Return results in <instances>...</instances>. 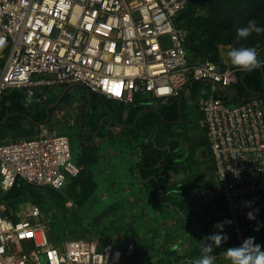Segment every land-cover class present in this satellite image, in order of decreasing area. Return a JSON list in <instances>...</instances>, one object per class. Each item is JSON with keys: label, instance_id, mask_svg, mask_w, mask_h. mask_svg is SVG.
I'll return each mask as SVG.
<instances>
[{"label": "built area", "instance_id": "obj_1", "mask_svg": "<svg viewBox=\"0 0 264 264\" xmlns=\"http://www.w3.org/2000/svg\"><path fill=\"white\" fill-rule=\"evenodd\" d=\"M191 5L200 9L199 0H0V96L24 89L27 104H39L46 87L79 84L109 101L157 109L202 84L198 122L233 222L226 250L248 237L257 243L264 224V97L230 102L220 91L238 83L240 70L187 56L178 17ZM80 171L64 134L0 139L3 192L17 182L61 190ZM134 248L96 236L55 243L38 205L15 215L0 201V264H125Z\"/></svg>", "mask_w": 264, "mask_h": 264}, {"label": "rangeland", "instance_id": "obj_2", "mask_svg": "<svg viewBox=\"0 0 264 264\" xmlns=\"http://www.w3.org/2000/svg\"><path fill=\"white\" fill-rule=\"evenodd\" d=\"M195 16L197 23L193 26L196 28L194 35L197 43L202 45L207 41L210 54L219 63L233 66L227 54L233 47L240 46L257 48L259 59L264 62V33H254L246 40L236 38V30L246 26L249 20H255L258 26L264 27V0H201ZM38 77L49 75L41 74ZM256 80L260 87L264 86V77L260 74H256ZM202 86L198 82L191 86L188 94L192 93L193 96L190 100H186L187 96L183 99V116L180 121L161 122L155 114L149 113L140 125L131 131H122L120 138L115 136L117 128L109 123L114 117L113 103L89 94L79 84L47 87L48 98L39 104L28 105L24 96L17 109L21 112L17 119L10 116L7 120L0 118L2 139L32 137L40 133L64 134L68 137L74 159L82 150L83 154H87V160L90 157L96 160L83 166L80 177L61 190L20 183L21 190L17 195L0 190L1 202L6 208H11L15 215L25 213L31 204L38 205L48 227L58 224L64 237L96 236L125 248L135 232L142 231L146 233L142 238V250L127 255L125 264H151L146 248H153L154 256L159 255L156 248L161 247L165 241L161 230L165 233L168 229L174 231L170 242L179 240L175 233L177 228L185 229V234L189 235L192 225L188 226L187 223H191L192 211L185 209L186 216L182 219L169 204L154 202L150 205V218L145 210L147 206L143 205L142 213L145 216L142 214L143 217L135 224V206L138 208L140 205L130 202V197L137 192L129 186L130 174L135 164L143 158L145 150L160 155L159 179L168 192L166 200L181 209L185 208L189 195L178 187L186 185L189 179L188 174L182 173L185 174L192 165L198 167V170L204 165L209 167L201 159L207 155L208 146L205 131L198 122L200 112L194 103L195 94L201 92ZM22 91L24 89H9L5 93L17 94ZM1 97L0 107L3 104L9 106L10 101L2 103ZM170 103L171 100L162 105ZM190 179L197 178L190 176ZM200 189V186H191L190 191L196 196V190ZM204 195L201 196L203 201ZM67 200L72 201L73 206L67 207ZM201 205L205 209L208 207L206 204ZM202 213L206 214V210ZM256 239L257 244L264 248V224L259 226ZM184 261L180 264H193L190 257ZM215 264L225 263L217 261Z\"/></svg>", "mask_w": 264, "mask_h": 264}, {"label": "crops", "instance_id": "obj_3", "mask_svg": "<svg viewBox=\"0 0 264 264\" xmlns=\"http://www.w3.org/2000/svg\"><path fill=\"white\" fill-rule=\"evenodd\" d=\"M2 64H3V59H0V68ZM241 79L242 78L239 77V81ZM235 87L236 84L228 87L227 89L221 90L220 95L224 96L225 98L227 97V100H229L230 102L243 101L254 95L261 96V94H253V92L250 93L251 95L244 93L238 96ZM190 89L191 87L188 89V91ZM230 94L231 97L229 96ZM110 102L113 103V107L115 108V110H114V117L111 118L109 123L111 122L112 125L117 128V132L115 133V136L119 138L122 136V131L124 132L131 131L133 128L140 125L144 120V117L147 114H149L145 112L143 113L140 110L134 112L133 109L135 107L136 108L141 107L145 109L146 105L142 103L136 106H132L124 103H116L113 101ZM103 122L100 123L103 124ZM81 156H82V150L80 151V154L77 157V159H79ZM201 159L205 160L206 162L205 164H209V167H206L207 165H204L201 166L200 169L198 170V167L192 165L190 170L188 168L185 174L182 173V175L188 174L187 175L188 178L187 177L186 178L189 179L186 185H180L178 187L180 191L188 192L189 195V199H187L185 202V208L182 209L179 206H175V204L171 206L170 202H168L166 198H164V200L161 201L160 193L158 191H153L151 187H147V185H145V183L140 180L137 172V164H135L133 168V172H131L130 174L131 181L129 182V186L137 191L134 195L130 197V202L135 203V205L137 204L140 205V207L138 208L135 206L134 212L136 213L133 219L135 221V224H137L139 218L143 217L141 216L144 213L143 205L147 206L145 210L148 212L147 217L150 218L152 211L150 205L154 204V202L158 204H169L171 209L178 211L177 214L182 219H185L186 216L185 209L192 211L191 213L192 218L190 220L191 223H187L188 226L192 225V231L191 232L188 231V234L190 236L185 234L186 233L185 229L177 228L175 233L178 234L177 238L179 240L177 242H170L171 239H173L174 231L168 229L167 232L165 233L163 230H161L160 232L163 235L165 241L164 243L162 242L163 245L161 247L156 248V251H159V255H157V257L154 256L153 248L152 249L150 247L146 248L147 254L150 257V259L148 260L151 262V264H180L181 262L185 263L184 260L187 257H190L193 262L197 257L200 256L201 243L203 238L207 235L217 232L218 230L215 229L213 226L218 222L225 221V208L222 201L220 190L216 182L215 169L212 160L210 158L209 151L207 155L202 156ZM190 176H192V178L196 177L197 179L191 180ZM191 186L201 187L200 191L196 190L195 192L196 196L193 195L192 192L190 191ZM201 193L202 194L205 193L204 195L205 201H203L204 198L201 197L202 196ZM201 204H206L208 207L206 209L202 208ZM205 210H206V214L202 213ZM184 222L181 224H184ZM135 228L138 229L137 225L135 226ZM224 233L227 234L229 239L227 240V242L222 243L219 248L215 249L214 252V255L216 256L215 262L223 261L225 264H229V261L224 256V249L227 246L233 245V236L230 233V229L228 225H225ZM143 236H146V233H143L142 231L135 232L134 237L130 239V241L133 242L135 245L134 251L132 253L137 254V251L142 250V246L144 244L142 239ZM174 256L177 257L176 260H173Z\"/></svg>", "mask_w": 264, "mask_h": 264}, {"label": "trees", "instance_id": "obj_4", "mask_svg": "<svg viewBox=\"0 0 264 264\" xmlns=\"http://www.w3.org/2000/svg\"><path fill=\"white\" fill-rule=\"evenodd\" d=\"M201 3V0H199ZM196 11L194 9V6H188L184 11H182L178 17V20L181 21L182 26H184L187 31H188V38H187V44H186V53L187 56L192 59V60H203L206 57H209L213 61H217L213 55L210 54V47L207 41L204 42V44H199L196 41L195 37V31L196 28L195 25L197 23V18L195 16ZM256 74H260L262 77H264V67L259 69L252 70L250 72H239L240 78H242L238 83L236 84V92L237 95L240 96L244 93H247L248 95H251L250 93L253 92V94H261V96H264V86L260 87L258 84V81L256 80ZM95 96H99L96 93H89ZM191 95L193 94H188L185 93L182 96L171 99V103L169 105H162L158 107L157 109H153L149 106H145V109L141 107H135L133 110L134 112L140 110L141 112L145 113H152L155 114L156 118L159 121H163L165 123H172V122H178L182 118V101L187 96L186 100L192 99ZM1 101L2 103L5 102L6 100H9V106L3 104L2 108L0 107V118L2 119L8 117H12L17 119L19 115L21 114L19 109L20 107V102L24 98V92L22 93H12V94H7L4 93L1 95ZM102 99H105L102 96H99ZM107 100V99H105ZM241 102V101H238ZM143 109V110H142ZM51 111V110H50ZM47 113H45L46 115ZM0 139H2L0 137ZM4 140V139H2ZM84 149H86V144L83 142ZM91 147V145H90ZM94 148V147H92ZM85 152V151H84ZM86 153H82V156L77 159V163L81 166V171L80 173L72 179V181L76 180L78 177H80L82 168L85 165H90L95 162L94 157H90L89 160L86 159L85 157ZM87 155V154H86ZM159 169H160V155H155L150 153L149 151L145 150L143 152V158L137 163V172L139 175V178L142 182L147 185V187H151L153 191H158L161 195V201L166 198L168 192L164 190L162 184L160 183L159 179ZM20 183L22 182H17L14 187L9 191L10 195H17L19 194V191L21 190L20 188ZM23 185H27L26 183H23ZM93 186V183H91ZM50 188V187H46ZM53 189V188H51ZM1 201V198H0ZM171 204V203H170ZM11 205V203H10ZM9 205V206H10ZM173 204H171L172 206ZM49 236L50 239L57 243L61 238L64 237L62 230L59 228L58 224L54 223L51 228H49ZM76 236H86V235H76ZM66 237V236H65ZM176 256H174L173 260H176Z\"/></svg>", "mask_w": 264, "mask_h": 264}, {"label": "clouds", "instance_id": "obj_5", "mask_svg": "<svg viewBox=\"0 0 264 264\" xmlns=\"http://www.w3.org/2000/svg\"><path fill=\"white\" fill-rule=\"evenodd\" d=\"M254 33L257 35L264 33V27L258 26L255 20H249L246 26L236 30V38L237 40H246ZM227 55L230 63L242 72L264 67V62L259 59V52L255 47H233ZM248 218L254 219L250 213ZM232 223L231 220H225L213 226L218 231L203 238L200 256L193 261V264H215V249L229 239L224 233V227ZM224 256L229 264H264V248L255 242V237L245 238L239 246L227 248L224 250Z\"/></svg>", "mask_w": 264, "mask_h": 264}]
</instances>
